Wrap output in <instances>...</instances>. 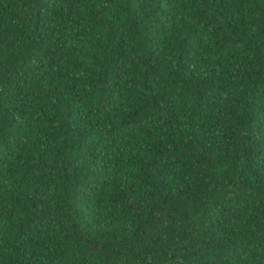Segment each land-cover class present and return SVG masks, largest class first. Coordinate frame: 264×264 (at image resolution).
<instances>
[{
  "label": "trees",
  "instance_id": "obj_1",
  "mask_svg": "<svg viewBox=\"0 0 264 264\" xmlns=\"http://www.w3.org/2000/svg\"><path fill=\"white\" fill-rule=\"evenodd\" d=\"M0 264H264V0H0Z\"/></svg>",
  "mask_w": 264,
  "mask_h": 264
}]
</instances>
